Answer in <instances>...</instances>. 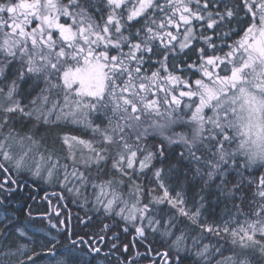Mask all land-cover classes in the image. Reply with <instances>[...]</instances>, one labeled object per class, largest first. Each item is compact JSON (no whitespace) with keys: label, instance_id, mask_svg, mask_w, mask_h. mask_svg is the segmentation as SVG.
<instances>
[{"label":"snow or ice","instance_id":"6c2138e0","mask_svg":"<svg viewBox=\"0 0 264 264\" xmlns=\"http://www.w3.org/2000/svg\"><path fill=\"white\" fill-rule=\"evenodd\" d=\"M189 51L195 62H184ZM61 123L98 139L57 132L45 147ZM150 137L158 138L152 148ZM148 168L162 195L148 189L146 196L136 183ZM185 168L236 212L247 203L250 216L243 224L232 216L220 225L199 221V208H185L166 186L173 169ZM257 169L264 173V0H0V193L19 190L25 174L64 188L110 219L99 240L112 233L111 248L132 257L117 256L116 264H189V256L190 264H250L246 256L213 261L220 249L195 239L190 248L175 217L264 256V174L254 175ZM163 203L176 213L157 216L154 206ZM88 211L80 222L91 226ZM116 229L134 232L133 246L154 234L163 250L146 243L133 254ZM65 235L56 264H82L78 245L101 251L71 230ZM56 243L54 236L48 242ZM0 254V264H38L40 255L26 245Z\"/></svg>","mask_w":264,"mask_h":264},{"label":"rangeland","instance_id":"374dc122","mask_svg":"<svg viewBox=\"0 0 264 264\" xmlns=\"http://www.w3.org/2000/svg\"><path fill=\"white\" fill-rule=\"evenodd\" d=\"M96 18L99 19V17H96ZM22 102L27 103L26 100H22ZM187 112L188 111L186 110L185 113H187ZM19 125H20V122L17 121V123H16L17 129H18ZM65 128H67V129H65ZM51 132H52L51 134L50 133L47 134L48 140H47V143L44 145L45 147H49V148L52 147V139L56 136L57 132H61V134H63V132H67L70 135H77V136H79L85 140L98 139V137H93L90 130L83 129L82 127H78V126L72 125V124L61 123L59 125V128H54ZM157 141H158V138L154 140L150 137L149 141L147 143L148 148H152V146L155 143H157ZM129 142L134 143V140L131 137H129ZM57 143L55 145L56 151L61 155L66 154L64 152V149L59 144V142H57ZM41 150H43V149H41ZM153 163H154L153 167H166V165L160 164L159 161H153ZM106 171L110 172V168ZM174 173L176 175H174ZM184 173H188L187 168L183 169L182 171L175 169L173 173H169L168 179L166 181V186L169 189L170 196L175 198V197H177V194H178L184 200V207L187 208L186 202H185L186 196H184V194L182 192V189L184 187H183V185H180L179 183L176 182V181L182 179V177H180V174L184 175ZM188 175L190 176L189 173H188ZM105 178H107V177H105ZM23 179H22L21 186H20V188H22V189L24 186L23 183H29V182L33 181L32 178L27 176L26 174L23 177ZM155 181L156 180H155V177L152 175V169L151 168L145 169L143 173H139L136 176V183L144 187L146 196L148 194L147 193L148 189L153 190L151 193L152 196L162 195V190L157 187V182H155ZM34 182L38 183L42 192H47V193L60 192L64 198L63 199H59L58 197L53 198V206H52V208H53L52 215L53 216L50 218L51 220L47 219L44 221L43 224L41 222H31L29 224V226L31 225V227L29 228L30 232H31V237H30L31 241H30V243H22L21 244V245H26L28 249H34L35 248L34 237H33L34 234H37V230H35V228L36 229H42V230H52V229L60 230L59 226H57L56 228H52L51 225L52 224L59 225L58 221H60L64 218V213L66 212L65 208L68 209L69 212L71 211L70 207H73L74 209L75 208L80 209L84 212L88 211L87 208L82 206V204H83L82 200H80L78 198H74L71 194H68L66 192V190L64 188L60 187L59 185H57L55 183L47 184V183H43V182H39V181H34ZM195 183H201V182L197 181ZM173 185H174V190L172 192H170V188L173 187ZM28 187L29 186H27L26 190L24 188V190L26 192V196H29V193H31V192H29L30 189ZM130 187L131 186L128 185L127 180L125 179V191L130 190ZM24 190H22L21 193H24ZM87 195H88L89 199L92 198V190L91 189L88 190ZM204 195H207V197H208V198H206V199H208L207 206L209 205L210 210H211V208H213L212 211L216 210V213H217V211L221 213L220 214V219H221L220 224H222V222L225 219H228V217H223V215H225V213H229L230 216L236 217L237 221L239 223V213L235 211L234 205L233 204L231 205V204L225 202L226 201L225 197H223V196L218 197L215 188L209 189L206 187V194H204ZM32 196H33V194H32ZM125 198L127 199L128 197L126 196ZM0 201H2V203H0V225H1L2 221H4V220H5V222L8 221V219L5 216V213L3 211L4 208L8 207V205L9 206L15 205L16 204V198H14V197L12 198L11 194L5 196L4 194L0 193ZM145 202H147V201L145 200ZM236 203H239V201H237ZM197 205H198V202L196 201V203L195 202L192 203L190 205V208H187V209L194 211L197 209V207H198ZM36 206H38L40 209ZM55 206H56V208H55ZM56 209H58L60 211V215L57 216V218L54 217ZM154 209L156 211L157 216H159L161 214L172 215V214L176 213V209L172 208L171 205H169L167 203L156 205V206H154ZM160 210H162V212ZM47 211H48V207H47L44 199H41L40 201H38L36 203V205L32 208H30L28 206V208L26 210V212L28 214H30L29 217L33 216V214L35 215L36 212L40 213V215H42V214H45V212H47ZM88 214H90L92 217L100 216L98 214H93L91 211H88ZM99 218H101V220H104L105 217L100 216ZM175 218H176L178 227L186 234V236L189 240V247L190 248L192 247L191 241L193 239H195L197 241H202L203 243L212 244V247H218L220 249V254L213 257V261H215L217 259H223L224 257H228V256H236L237 259H239L243 256H246L249 259L250 264H264V256H261V254L258 251L253 252L251 250H243V249L239 248L238 246L233 245L231 242V238L227 237V236L221 238V237L213 236L207 232H206V234L203 233V235H202V233H199V232L198 233H195L194 231L192 232V230H194V228L198 226L197 224H193L190 220H188L187 217L179 216L178 214L176 215ZM107 219L110 220L109 218H107ZM118 219L119 218H117V220ZM216 220H219V218L217 217ZM9 221H11V220H9ZM199 221H201V220L199 219ZM202 221L205 222V221H207V219H202ZM10 224H11L10 222H7L5 225H10ZM240 224H243V223H240ZM231 226L236 227L237 223L233 222L231 224ZM97 233H99L98 235H103V233H100V232H97ZM130 233H132L134 235V232H130ZM153 235L154 234H151V233L148 234V241L156 243L157 246H155V248H161L160 241L154 240ZM257 238L259 239V237H257ZM110 239H111L110 241H112V236L110 237ZM145 243H147V242H145ZM145 243H144V245H145ZM49 247L45 251V254L46 255L50 254V256H52L51 255L52 249L50 250ZM65 247L66 246L64 244H62L61 246H58L57 248L55 247L54 248L55 250L54 249L53 250H54V252H56V249H57L56 253H58V251H63ZM0 249L7 250V248H3L1 246H0ZM40 249H41V247H40ZM49 250H50V253H49ZM161 250H163V248H161ZM13 251H15V248H13ZM92 254H93V252L88 253V255H87L88 262L87 263H90V264H111V262H114L112 260H109L108 258H95L92 256ZM40 256H41V253L39 256H37L38 258L36 257L38 264H56L57 258L54 260L53 259L50 260V258L45 259L44 263H42V261L39 259ZM81 256H84V253L82 251H81ZM56 257H59L58 254ZM0 258H2V254H0ZM20 258H24V257H20ZM192 259H193V257H191V256L188 257L189 264H190ZM114 264H116V263H114Z\"/></svg>","mask_w":264,"mask_h":264},{"label":"trees","instance_id":"16d2710c","mask_svg":"<svg viewBox=\"0 0 264 264\" xmlns=\"http://www.w3.org/2000/svg\"><path fill=\"white\" fill-rule=\"evenodd\" d=\"M25 124L27 125V122H25ZM27 126L30 127V125H27ZM65 129H67V128H65ZM18 130H27V128L20 129V125H19ZM49 133L51 134L52 132H49ZM49 133H47V134H49ZM174 170L175 169H173V171L171 173H173ZM175 173H174V175H176ZM253 174L258 176V175H261L264 173H261L257 169L254 171ZM180 177H182V179H180L176 182L179 183L180 185L184 184V186H183L184 188L182 189V192H183L184 196H186L185 202H186L187 208H190V205L194 202L196 203V201H197L198 202L197 208H199L200 213H201L198 220L200 219L202 221V219H207V221H205V223L219 225L221 222V219H220L221 213L218 211L216 213V210L212 211L213 208H211V210H210L209 205L207 206L208 199H206V198H208V197H207V195H204V194H206V187H204L202 185V183H195L198 180L194 179L191 174H190V176L187 175V178H185V175L180 174ZM23 185H24L23 189L20 188L16 192L11 193V197L16 198V204L11 205V206L8 205V207L4 208V210H3L5 213V216L8 219V221H6V222H5V220L2 221V224L0 225V229L2 230V231L0 230L1 231L0 232V246L3 248H5V247L8 248L9 246H20L22 243H27V241H28V243H30L29 238L31 237V232H30L29 228L31 227V225L29 226V224L31 222H41L43 224L45 220L50 219L53 216L52 213H50V206L48 204L47 199H45L43 197L47 192H42L38 183H36L34 181H31L29 183H23ZM174 185H173V187L170 188V192H172L174 190ZM27 186H29L28 187L30 189L29 192H31L33 194V196L31 193H29V196H26L25 190H26ZM24 188H25V190H24ZM22 190H24V193H21ZM37 192H39L38 195H37ZM202 196L204 197L203 201L201 200ZM41 199H44V201L46 202V205L48 207V211L42 215H40V213H36L35 215L33 214V216L29 217L30 214H28L26 212L28 206L30 208L34 207L36 205V203L38 201H40ZM225 202H227L231 205L233 204L230 201H225ZM201 204H203V207H201ZM70 208H71L70 212L68 211V209L65 208L66 212L64 213V218L62 220H60V221H64V223L60 224L58 221L59 226H60L59 227L60 230H56V229L42 230V229H36L35 228V230H37V234L33 235L34 243H35L34 249L36 252L41 253V256L39 257V259L42 261V263H44L45 259L50 258V260L51 259L54 260V259L58 258L56 256H50V254H47V255L45 254V251L49 247L48 242L50 240H52L53 236L56 238V241H57L56 248L58 246H61L62 244H64L66 247L68 246L69 240H68V237L65 235V232L67 230H71L73 239H78L79 236L84 237V239L86 237L85 240L89 241L90 244L92 243L93 246H99L101 248V252L96 253V254H94V253L92 254V256L95 258H108L109 260L114 261V262H111V264L116 263L117 256H120L121 259H123V257H125V256H127L129 259L132 258L129 255V253H121L119 251V248H117V249L111 248L112 241H110L111 240L110 237L112 236V233H109L108 235H106L104 240H102V241L99 240L100 235H98L99 233H97V232H100V228L102 227L103 223H110L111 222L110 220H108L106 217H105L106 219L104 218V220H101V218H99L100 216H94L92 218V220L89 221V225H91V226H86L85 224L80 222L81 220H87V216L85 215L86 212H84L80 209H74L73 207H70ZM240 208H241V212H239V224L243 223L245 218L250 216V214H251V209L248 207L247 203L241 204ZM72 209H73V211H72ZM15 214H16V216H15ZM88 215H90V214H88ZM72 216H73V218H72ZM54 217L57 218V216L55 214H54ZM217 217L219 218V220H216ZM223 217L229 218L230 214L225 213V215H223ZM9 220H11V221H9ZM7 222H10L11 224L5 225ZM20 231L25 232L27 234V236L21 237L19 235ZM116 231H119L120 236H121V240L118 243H129L132 240V237H133L132 233L124 234L122 231H120V229H116ZM193 231L195 233H198V232L202 233V235H203V233L206 234V232L202 231V229L199 228L198 226L195 227L194 230H192V232ZM93 237H95V239H93ZM94 243H96V244L94 245ZM147 243H151L153 248H155V246H157L156 243H153L151 241H147ZM207 244H209V243H207ZM209 245L212 246V244H209ZM40 247H41V249H40ZM77 247H79L81 249V251L84 253V256H80L82 264H90V263H87L88 262L87 255H88V253H91L89 247L87 245H78ZM106 247H107V249H106ZM13 248H15V247H13ZM129 249H130V252L133 254L136 251L143 253L146 251V243L144 245V243L137 242V243H135L134 246L131 243H129ZM50 250H51V248H50ZM50 250H49V253H50ZM54 250L52 249V251H54ZM56 252H57V249H56ZM60 252H62V251H58V253H57L58 256H59Z\"/></svg>","mask_w":264,"mask_h":264},{"label":"flooded vegetation","instance_id":"af4514ba","mask_svg":"<svg viewBox=\"0 0 264 264\" xmlns=\"http://www.w3.org/2000/svg\"><path fill=\"white\" fill-rule=\"evenodd\" d=\"M106 11H107V9H106V7H103L102 9H101V13H96V17H100V15L103 13V14H106ZM245 19H246V17H245ZM98 20V22H102V21H100L99 19H97ZM237 27V30H239L240 28H242L243 27V25L241 24V25H238V26H236ZM235 39H239V36H235L234 37ZM232 41L231 40H229L228 41V43H231ZM226 50V49H225ZM196 61V54H194V53H192L191 51H189L188 52V56L187 57H184V62H195ZM178 63H180V61L178 60L177 61ZM187 75L190 77V78H192V79H196V78H199V74H193L192 72H188L187 73ZM187 99L188 98H184V100L185 101H187ZM182 108H183V105L181 106ZM163 110V109H162ZM186 110L187 111H189V109H183V111L184 112H186ZM207 111V110H206ZM209 115H210V113H208ZM51 201V204H49V206H50V211H52V204H53V200H50ZM52 205V206H51ZM56 207V206H55ZM96 243H94V245H95Z\"/></svg>","mask_w":264,"mask_h":264},{"label":"bare ground","instance_id":"6f19581e","mask_svg":"<svg viewBox=\"0 0 264 264\" xmlns=\"http://www.w3.org/2000/svg\"><path fill=\"white\" fill-rule=\"evenodd\" d=\"M51 141V140H50ZM58 144V143H57ZM61 152V151H60ZM154 164V163H153ZM24 180V179H23ZM170 180V179H169ZM28 181V180H27ZM156 182V181H155ZM168 183V182H167ZM151 184V183H150ZM149 185V184H148ZM183 186H184V184H183ZM147 187V186H146ZM178 188V187H177ZM30 191V190H29ZM51 191V190H50ZM58 191V190H57ZM36 194V193H35ZM178 195V194H177ZM188 196V195H187ZM180 197V196H179ZM181 198V197H180ZM186 198V197H185ZM44 203V202H43ZM46 203V202H45ZM32 206V205H31ZM43 206V205H42ZM36 207H38V206H36ZM39 208V207H38ZM45 208V207H44ZM80 208V207H79ZM40 209V208H39ZM76 209V208H75ZM37 210V209H36ZM72 211H73V209H72ZM42 212V211H41ZM81 212V211H80ZM13 213V212H12ZM37 213V212H36ZM43 213V212H42ZM46 213V212H45ZM72 214V213H71ZM9 215V214H8ZM13 215V214H12ZM15 216H16V214H15ZM23 216V215H22ZM13 218V217H12ZM72 218H73V216H72ZM77 218V217H76ZM11 219V218H10ZM17 219V218H16ZM32 219V218H31ZM51 220V219H50ZM34 221V220H33ZM19 223V222H18ZM23 225V224H22ZM3 226V225H2ZM57 226H59V225H57ZM60 227V226H59ZM1 230V229H0ZM57 230V229H56ZM2 231V230H1ZM12 231V230H11ZM5 233V232H4ZM133 235V234H132ZM11 237V236H10ZM89 237V236H88ZM85 239H86V237H85ZM11 240V239H10ZM31 241V240H30ZM10 242V241H9ZM3 243V242H2ZM17 243V242H16ZM27 243H28V241H27ZM92 244V243H91ZM3 245V244H2ZM109 245V244H108ZM83 247V246H82ZM6 248V247H5ZM50 248V247H49ZM106 249H107V247H106ZM111 250V249H110ZM115 251V250H114ZM117 252V251H116ZM119 253V252H118ZM116 254V253H115ZM98 255V254H97ZM100 257V256H99ZM112 257V256H111ZM38 258V257H37ZM114 259V258H113Z\"/></svg>","mask_w":264,"mask_h":264}]
</instances>
